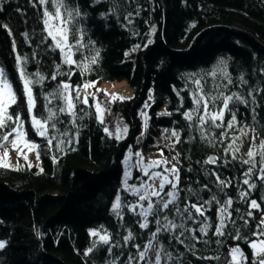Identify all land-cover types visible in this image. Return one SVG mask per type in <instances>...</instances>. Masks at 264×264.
Masks as SVG:
<instances>
[{"label":"trees","instance_id":"obj_1","mask_svg":"<svg viewBox=\"0 0 264 264\" xmlns=\"http://www.w3.org/2000/svg\"><path fill=\"white\" fill-rule=\"evenodd\" d=\"M67 2L81 12L73 30L83 31L79 49L69 35L71 66L53 41L46 39L43 7L38 2L33 7V0H0V67L16 92L9 114L20 115L27 133L23 139L39 145L35 153L40 162L35 167L26 161L16 170L0 162V242L5 245L0 248V264H129L130 257L131 264H151L148 256L139 260V251L157 227L154 218L148 216V227L140 228L144 220L136 214L138 207L136 213L122 207L123 219L112 210L117 195L123 205L144 203L123 189V159L129 150L146 154L162 151L178 167L181 208L213 196L220 201L206 206L208 235L196 233L201 242L195 249L190 250L195 243L190 238L181 237L183 244L176 239L178 231L159 234L160 244L174 257L162 264H231L234 247L241 248L251 264L249 242L256 239L252 233L264 217V180L258 178L264 172L261 165L252 167L244 163L247 159L236 158L232 150L243 127L264 141V0H162V10L157 0ZM46 7L54 11L51 5ZM154 26L158 29L151 41ZM18 55L28 58L27 73L39 71L46 78L32 89L37 118L48 115L44 95L62 82L72 85L69 91L74 97L88 83L127 81L135 96L129 101H111L107 108L125 117L129 137L119 140L110 136L98 121L93 102H81L83 96L75 101V115L58 112L55 128H48L46 138L38 135L17 70ZM58 65L61 75L53 80L51 74ZM195 80L203 89L200 95L211 98L236 93L248 103L230 102L231 112L224 113L223 121L201 122L204 113L195 111L193 103ZM150 90L152 106L148 126L143 129L138 110ZM99 98L103 102L105 93H99ZM59 104L53 101L51 107ZM221 108L219 101L210 104V111ZM232 112L236 122L229 128ZM186 113H192L191 119ZM209 119L205 116V121ZM10 130L0 129V136ZM173 132L179 134V140ZM47 139L53 140L52 145ZM13 140L0 139V150ZM250 167L251 175L245 176ZM134 175L140 174L135 171ZM245 179L256 187L250 189L243 183ZM220 181L226 185L221 186ZM169 190L166 186L165 191ZM241 192L248 193L246 199L241 198ZM228 199L233 202L228 209L231 220H226L225 234L217 236L218 209ZM251 200L259 207L251 208ZM174 217V211L169 213L170 219ZM187 226L200 225L188 222ZM237 229L241 239H236ZM93 230L107 233L110 245L92 236ZM129 232L133 238L125 242ZM89 248L93 250L86 256Z\"/></svg>","mask_w":264,"mask_h":264},{"label":"snow or ice","instance_id":"obj_2","mask_svg":"<svg viewBox=\"0 0 264 264\" xmlns=\"http://www.w3.org/2000/svg\"><path fill=\"white\" fill-rule=\"evenodd\" d=\"M37 2L40 6L43 7V25L44 31L47 32L46 39L50 38L55 47L60 49L62 58L64 62L69 64L73 63L69 59L71 54L72 44L69 41V35L71 34L72 39L76 40V48L79 49L81 46V37L83 35V31L80 29L73 30V22L77 21L79 17H81V12L77 6L70 5L67 0H33V7L37 6ZM99 2V0H97ZM47 5H51L54 11H50ZM0 11H3L2 6H0ZM79 33V35H78ZM10 34V33H9ZM139 47V45H137ZM99 55L97 51L96 56ZM27 57L17 56V70L20 74V80L23 83V91L24 96L26 98L28 113L32 119V125L35 128L38 135L41 137H47L48 128H55V122L57 120V113H68L69 115H75V101H81V96L79 91H76L75 96L73 97L70 94V89L72 85L62 82L57 86V89L51 93H47L44 95V108L47 109L48 115L43 118H37V115L34 114V109L36 108V97L33 94V86L36 84L42 85L44 80L46 79L44 75H42L39 71L34 74H29L25 71V67L27 64ZM92 62H95V57H93ZM58 75H61L60 66H57V70L51 74V79L55 80ZM69 79L71 77V72L66 73ZM226 75V74H225ZM242 82L243 78H241ZM231 83V80L228 81ZM194 83L197 85L196 91L193 93V103L196 105L195 111L200 112L203 111L204 115L199 117L201 122H210L212 124H216L217 120L223 121L224 113L231 112L229 107L230 102L236 101L239 103L247 104L248 102L243 99L240 95L233 93L231 95H221V96H214L211 98H207L205 95H200L203 92V89L200 87V81L195 80ZM53 101H60V104L57 108L53 109L51 105ZM219 101L222 104V108L219 111H210V104ZM84 104L88 103L87 97H84L81 101ZM16 103V92L12 87V83L8 80L7 75L2 67H0V129H7L11 127L10 131H5L0 139L5 142L9 141V137H13V139L18 138L20 136H27V133L23 130V120L21 119L20 115L17 113L9 114V108L12 104ZM99 105L97 104V112L99 114ZM186 118L191 119L192 113H186ZM205 116H209V121H205ZM236 122L235 113H231V120L227 122V126L232 128L234 123ZM101 123L103 120L101 119ZM219 126V125H217ZM107 132L108 130L105 129ZM126 131V129H125ZM173 136L179 140V134L176 132L172 133ZM32 148H38L39 145L35 144L32 141H26ZM53 140L47 139V144L52 145ZM261 148L264 149V143H262ZM137 163L136 167L140 168V170L144 173L145 176L151 175L153 179L152 184L144 183L138 188L135 184L129 185L128 180L131 178L129 172H125V186L124 191L131 192L137 199L144 203L139 204H131V205H123L121 201V197L117 195L115 197V202L112 205L113 212L123 219L121 215V208L122 207H130V210L136 213V208L138 207L140 211L136 213L141 218H143L144 222L140 223V228H147L148 227V216H152L155 220V224L157 225L154 232L151 234V238L149 243L145 246L144 250L139 251V260L144 261L146 260L148 253H153V259L151 264H162V260L172 261L174 260L173 254L168 252L163 246L160 244L158 239L159 234L162 232H173L178 231V236L176 239L179 240L181 244L184 243L185 239H191L195 243L190 246V250L195 249V244L200 243L201 239L200 236H197L196 233L198 232L201 236L208 235V228L210 225L206 222L207 217L205 216V212L207 211V205L211 204L212 202H216L220 204V201L216 200V197L213 196L211 200H204L200 203H185L184 207L181 208L178 204L179 194L181 189L179 188V169L175 167L172 168H164L163 172H151L147 169H152L153 167H159L161 163H167L166 161H153L149 162L144 167H141L143 164L142 159H140L141 154L137 152ZM254 153L250 150L248 152V156L250 159L245 160V164L252 165L255 167L253 160ZM259 155L261 156L262 162H264V151L260 152ZM130 158V157H129ZM26 159V157H25ZM37 159H39V153H37ZM31 165H29L30 167ZM252 168L250 167L248 172L245 173V176L251 175ZM261 172H264V167L260 169ZM164 173H168L165 175ZM171 177V178H170ZM261 180H264V176L258 177ZM158 180V186L156 185L155 181ZM221 186H225V181L219 182ZM244 184L249 185V188H255V184H250L248 179L243 181ZM166 186H169L171 190L165 191ZM207 188V185H205ZM143 189V190H141ZM189 193H192V189L188 188L187 190ZM241 198L246 199L248 196L247 192H241ZM152 198H157L155 201ZM232 200L228 199L224 204L218 209L220 213L219 224L215 228V235L223 236L225 233L223 229L226 227V220H231V213L228 209L232 205ZM171 206V207H170ZM251 208L255 209L258 208L259 205L257 204L256 200H251L250 202ZM175 212V217L170 219L169 213ZM247 215L250 217L252 216L251 212H248ZM200 216L203 217L201 220H197L196 217ZM178 218V222L177 219ZM188 222L192 224H199L198 228L188 227ZM234 224L235 221H232ZM244 224H248V220H244ZM239 229H237L236 239H241L238 234ZM186 233H191L190 237L185 236ZM92 236H99V241L105 245H110V236L107 233L100 234L99 232L93 230L90 233ZM252 235L256 238L249 242V246L251 247L252 251V261L251 264H264V217L261 218V224L257 226V231H254ZM132 233L129 232L127 236L124 237L125 242L131 240ZM156 241V243H153ZM204 243H208L209 241L204 240ZM217 244L220 243L219 240L216 241ZM118 244V242H117ZM4 243L0 242V248H4ZM116 246V245H112ZM92 248H89L85 255L87 256L90 252H92ZM111 247L109 248V251ZM163 253V255H162ZM237 256L240 257V261H243L244 264H247V257L241 251L240 248L234 247L231 249V257L232 262L231 264H240V261L237 260ZM133 258H129V264H131V260ZM202 259H213V257H202ZM215 259H219V257H215Z\"/></svg>","mask_w":264,"mask_h":264},{"label":"rangeland","instance_id":"obj_3","mask_svg":"<svg viewBox=\"0 0 264 264\" xmlns=\"http://www.w3.org/2000/svg\"><path fill=\"white\" fill-rule=\"evenodd\" d=\"M157 29L158 27L154 26L151 30V37H152L151 41L154 40L153 35L157 31ZM69 59L71 60V54ZM101 92L105 93L106 95V99L104 100L106 102L105 103L106 105L103 104V102L99 98V93ZM152 94L153 91L150 90L148 98L145 100V103L142 105V108L138 110L139 113L138 117L143 129H145L148 126V120H149L148 110L150 108L148 101H151ZM80 96L81 99L82 96L83 98L87 97L88 100L87 105L89 104L90 101L93 102L96 115L98 116V121L101 122V119L103 120V124L108 130L107 133L110 136H116L119 140L129 137V125L125 123V117L119 116L118 114H115L111 110L107 112L108 110L107 97H109L112 103H114L120 100L129 101L135 96V92H133L132 88H130L129 83L127 81L109 82V83H105V82L88 83L87 85H85ZM97 104L99 105V109H100L99 114L97 112ZM106 112L108 114H110L111 112L112 114L111 121L108 125L106 121L110 116H108ZM262 143H264V141L261 140L255 133L250 131L248 128L243 127L239 138L236 140L234 144L232 152L236 158L239 159L245 158L248 160L250 159L248 156V152L251 150L254 153L251 159L253 160L255 167H257L258 165L264 167V162H262L261 156L259 155L260 152L264 151V149L261 148ZM35 152H36L35 148L30 147L29 144L24 141L23 136H20L18 138H15V140H13L10 145L0 150V162H2L4 165L6 164L8 167L14 170H16V168H20L24 166L26 161H28L31 165L37 167L40 165V162L36 160ZM137 152L141 154L140 159H142L143 161L141 167H144L149 162H153V161L167 162L166 164L161 163L159 167H153L152 169H147L149 173L163 172L164 168L170 169L174 166V163L170 162L167 156L164 155L162 151H155V153L151 152L149 154H146L142 150L140 151L129 150L126 152L124 156L125 158L123 159V167H124V174L122 177L123 189L125 186V172H129L131 175V178L127 181L129 185L135 184L138 188H140L141 185L144 183L147 184L153 183L154 178H152L151 175L145 176L144 173L140 170V168L135 166L137 163V157L135 154ZM175 167L177 166L175 165ZM135 171H138L140 175H134ZM164 174L168 175V173H164ZM136 180H139L140 182ZM155 183L158 186L159 181L156 180ZM148 258L153 259L152 252L148 253ZM237 260L240 261L239 256H237ZM241 262L242 261H240V264Z\"/></svg>","mask_w":264,"mask_h":264},{"label":"bare ground","instance_id":"obj_4","mask_svg":"<svg viewBox=\"0 0 264 264\" xmlns=\"http://www.w3.org/2000/svg\"><path fill=\"white\" fill-rule=\"evenodd\" d=\"M160 9L162 10V8H163V5H162V0H160ZM109 100H110V98L109 97H107ZM106 99V98H105ZM104 99V100H105ZM110 102H111V100L109 101V103H108V106L110 105ZM103 104H105V101H103ZM106 105V104H105ZM152 106V104L149 102V107H151Z\"/></svg>","mask_w":264,"mask_h":264},{"label":"built area","instance_id":"obj_5","mask_svg":"<svg viewBox=\"0 0 264 264\" xmlns=\"http://www.w3.org/2000/svg\"><path fill=\"white\" fill-rule=\"evenodd\" d=\"M107 102L109 103V99H108V98H107ZM105 103H106V102H105ZM108 103H107V104H108ZM107 109H108V108H107ZM108 111H109V109L107 110V112H108ZM107 112H106V114H107L108 116H110V117L107 119V121H106V123H107V125H108V124L110 123V121H111L112 114H111V112H110V114H108Z\"/></svg>","mask_w":264,"mask_h":264},{"label":"water","instance_id":"obj_6","mask_svg":"<svg viewBox=\"0 0 264 264\" xmlns=\"http://www.w3.org/2000/svg\"><path fill=\"white\" fill-rule=\"evenodd\" d=\"M157 3H158V5H160V0H157ZM161 23H163V20H162ZM246 38H248L252 43L256 44L255 42H253L252 39L249 38V36H248L247 34H246ZM258 45H260V44L258 43ZM260 46H261V45H260Z\"/></svg>","mask_w":264,"mask_h":264}]
</instances>
